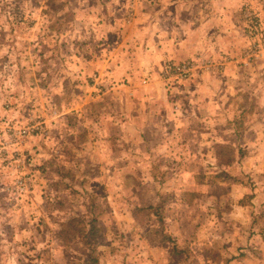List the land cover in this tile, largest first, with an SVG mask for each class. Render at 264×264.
<instances>
[{
  "label": "rangeland",
  "instance_id": "obj_1",
  "mask_svg": "<svg viewBox=\"0 0 264 264\" xmlns=\"http://www.w3.org/2000/svg\"><path fill=\"white\" fill-rule=\"evenodd\" d=\"M79 1L0 0V264H91L60 234L76 216L97 264H264V0L218 14L241 41L222 61L117 69L116 90L114 31Z\"/></svg>",
  "mask_w": 264,
  "mask_h": 264
},
{
  "label": "crops",
  "instance_id": "obj_2",
  "mask_svg": "<svg viewBox=\"0 0 264 264\" xmlns=\"http://www.w3.org/2000/svg\"><path fill=\"white\" fill-rule=\"evenodd\" d=\"M79 2L89 3V9L93 14L92 20L96 24L114 31V41L116 40L114 44H117V47L113 45L109 48L108 54H104V60L105 64H110L112 68L111 74L109 71L105 73L109 80L107 86L111 83L115 86L112 89L115 90L120 87V80L115 76L117 69L123 75H127L131 68L140 69L141 74L144 75L143 82L147 83L146 72L151 69L154 62L160 69L162 63L170 60L185 61L202 58L215 62L222 61L225 52L237 50L241 43L236 27L234 26L227 35L225 21L218 16L227 11H238L239 0L237 2L235 0H161L156 5L144 0H80ZM198 8L202 12L214 13L215 17L209 21L205 19L197 25L195 22H187V18L182 14ZM227 23H230L229 20ZM106 34L108 33L103 32V35ZM103 72L105 71L102 70ZM141 86V88L145 87L141 89L143 93L147 87ZM197 103L200 106L201 103L203 104V102ZM119 122L126 127L122 121ZM127 136L134 142L145 140L143 134L136 137L130 134Z\"/></svg>",
  "mask_w": 264,
  "mask_h": 264
},
{
  "label": "trees",
  "instance_id": "obj_3",
  "mask_svg": "<svg viewBox=\"0 0 264 264\" xmlns=\"http://www.w3.org/2000/svg\"><path fill=\"white\" fill-rule=\"evenodd\" d=\"M97 222L98 220L94 216H92L89 220L82 216H76L61 223V236H63L65 232L71 231L74 233V237L79 239L82 238L85 244L91 248L90 252L87 254L91 264L98 263V258L97 256H94V249L92 247L95 240H98L102 236L101 226L98 225Z\"/></svg>",
  "mask_w": 264,
  "mask_h": 264
},
{
  "label": "built area",
  "instance_id": "obj_4",
  "mask_svg": "<svg viewBox=\"0 0 264 264\" xmlns=\"http://www.w3.org/2000/svg\"><path fill=\"white\" fill-rule=\"evenodd\" d=\"M154 3L156 0H149ZM258 24V23H256ZM193 64L192 62H183L178 64H169L166 68L165 74L167 76H176L181 80H188L192 76Z\"/></svg>",
  "mask_w": 264,
  "mask_h": 264
}]
</instances>
